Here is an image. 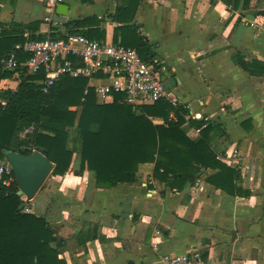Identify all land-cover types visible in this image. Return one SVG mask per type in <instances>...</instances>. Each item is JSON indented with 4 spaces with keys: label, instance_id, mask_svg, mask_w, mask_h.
<instances>
[{
    "label": "crops",
    "instance_id": "0c3cea01",
    "mask_svg": "<svg viewBox=\"0 0 264 264\" xmlns=\"http://www.w3.org/2000/svg\"><path fill=\"white\" fill-rule=\"evenodd\" d=\"M65 4L66 22L56 23L54 15L46 23L50 11L44 0H0V23L40 22L35 35L44 38L47 30L65 36L71 21L95 16L100 19L95 27L113 43L117 0ZM262 11L264 0L236 11L220 0H143L135 17L162 60L174 107L186 110V119L219 125L220 133L211 135L213 149L225 159L236 153V164H227L240 170L251 196L234 198L208 184L211 170L183 191H170L153 178L149 163L140 165L134 183L97 188L92 172L76 173L81 150L76 134L70 171L47 180L36 195L39 206L33 205L36 197L27 203L49 222L67 264H163V255L195 249L212 264H264V73L256 69L251 75L233 61L239 54L264 64ZM117 36L120 41L121 32ZM19 83L14 76L2 80L0 89L14 91ZM170 120H177L174 113ZM182 130L199 141L200 132L189 124Z\"/></svg>",
    "mask_w": 264,
    "mask_h": 264
},
{
    "label": "trees",
    "instance_id": "16d2710c",
    "mask_svg": "<svg viewBox=\"0 0 264 264\" xmlns=\"http://www.w3.org/2000/svg\"><path fill=\"white\" fill-rule=\"evenodd\" d=\"M220 1L236 11L249 10L261 0ZM142 2L117 0L116 11L111 15L118 24L113 44L133 48L144 62L152 63L160 57L135 21ZM259 14L264 16V11ZM98 21L95 16L73 20L66 35L105 42V31L95 27ZM40 24L11 23L5 27L0 23V83L16 75L20 78L17 90L0 89V101L5 102L4 106L0 102V161L10 151L31 155L40 149L54 165L51 176H64L70 171L75 154L69 147L70 130L76 129L81 138L80 170L76 173L92 172L97 188L111 190L119 184L134 183L140 165L149 163L154 165L153 178L170 191H183L211 170L213 173L206 178L208 184L234 198L251 196L243 187L240 170L220 160L213 149L211 135L220 133L219 125L186 119V110L176 109L165 99L139 109L127 105L121 95L115 94L100 103L84 78L64 76L45 94L41 84L45 73H27L25 63L30 54L23 49L17 50L18 68L4 70L2 60L16 51L17 46L23 48L28 41L43 39L35 35ZM29 32L33 35L25 36ZM65 36L52 34L54 38ZM233 61L251 75L256 69L264 73L260 61L248 62L239 54L233 56ZM172 113L177 120H170ZM154 119H162L164 123L155 124ZM185 124L200 130L199 141L195 142L182 130ZM27 129H32V133L20 139ZM17 192V183L9 195L0 184V264H67L61 257L62 244L49 222L34 213H24L25 204Z\"/></svg>",
    "mask_w": 264,
    "mask_h": 264
},
{
    "label": "built area",
    "instance_id": "2783aa9c",
    "mask_svg": "<svg viewBox=\"0 0 264 264\" xmlns=\"http://www.w3.org/2000/svg\"><path fill=\"white\" fill-rule=\"evenodd\" d=\"M65 2L66 0H44L46 9L50 11L44 21L53 23L56 7ZM45 34L42 40L28 41L23 48L19 46L15 49L16 51L6 56L2 60L3 69L10 71L17 69L19 66L17 50L23 49V52L30 54V58L25 63L27 73L29 75H35L41 71L45 73V79L41 83L45 94L49 93L59 79L69 76L88 79L89 87L95 91L102 103L106 96L115 94L121 95L123 102L135 109L153 105L164 99L176 106L168 93L165 68L161 59L146 63L133 48L99 42L76 34H68L64 38L52 37L50 30H47ZM0 102L3 106L5 105V102ZM197 131L200 132V130ZM29 133H32V129L25 130L22 137ZM235 157L236 153L227 159L219 156L220 160L228 164H236ZM16 183L11 165L4 155L0 161V184L9 195ZM23 197L25 196H21V199ZM23 212L31 213V210L25 207ZM161 262L163 264H212L203 253L196 249L185 254L163 255Z\"/></svg>",
    "mask_w": 264,
    "mask_h": 264
},
{
    "label": "water",
    "instance_id": "95a60500",
    "mask_svg": "<svg viewBox=\"0 0 264 264\" xmlns=\"http://www.w3.org/2000/svg\"><path fill=\"white\" fill-rule=\"evenodd\" d=\"M68 11L67 4H59L55 10V22H66ZM5 157L11 165L18 184L17 195L25 196L27 200L34 199L54 169L47 154L37 149L31 155L10 151L5 154Z\"/></svg>",
    "mask_w": 264,
    "mask_h": 264
},
{
    "label": "rangeland",
    "instance_id": "374dc122",
    "mask_svg": "<svg viewBox=\"0 0 264 264\" xmlns=\"http://www.w3.org/2000/svg\"><path fill=\"white\" fill-rule=\"evenodd\" d=\"M97 99H98V102H100V103H102V101L101 100H99V98L97 97ZM154 120H156V119H154ZM76 134H78V131L76 130V129H72V130H70V138H69V147L71 148V149H74V147H75V139H76ZM20 139H23L24 137H22V134L20 135ZM51 177V175L48 177V179ZM47 179V180H48ZM47 180H46V182L44 183V185L47 183ZM44 185L42 186V188L44 187ZM42 188H41V190H42ZM39 193V192H38ZM40 197L41 196H38V197H36V200H35V203H33V205L35 206V205H37V206H39V204H40V201H39V199H40ZM22 200L24 201V206H23V208H27L28 209V206H27V203H29V200H27L25 197H23L22 198ZM25 213V212H24Z\"/></svg>",
    "mask_w": 264,
    "mask_h": 264
}]
</instances>
